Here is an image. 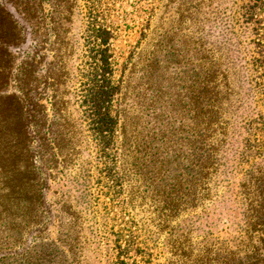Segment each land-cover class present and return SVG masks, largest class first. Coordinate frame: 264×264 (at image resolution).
Here are the masks:
<instances>
[{"label": "trees", "instance_id": "1", "mask_svg": "<svg viewBox=\"0 0 264 264\" xmlns=\"http://www.w3.org/2000/svg\"><path fill=\"white\" fill-rule=\"evenodd\" d=\"M7 3L25 17H13L0 2V264H63L56 245L44 251L46 244L35 242L43 240L48 227H60L58 211L46 200L55 173L63 164H74L89 146L97 163V185L106 189L111 202L120 198L124 207L114 213L109 228L114 264H152L155 249L165 256L162 264H264V148L254 152L249 144L247 170L240 178L241 106L233 64L227 62L222 71L214 62L195 65L187 104L190 123L177 130L179 138L174 134L166 143L164 134L157 156L147 163V150L119 142L115 104L121 83L110 26L92 18L99 17L92 10L88 13L74 71L68 67L73 45L63 32L69 19L33 22L39 3ZM258 4L264 12L258 0L247 6L246 14L251 16ZM71 9L65 5L59 15L67 17ZM10 47L17 48L20 58L15 74ZM11 77L15 83L9 92ZM72 101L75 119L69 111ZM126 154L129 163H124ZM257 155L255 167L252 158ZM132 180L135 185H127ZM145 192L151 210L147 223L155 224L157 232L136 221L132 204L145 198ZM231 203L240 210L233 233H212L209 221L220 213V205ZM27 239L32 244L24 247ZM56 241L71 242L66 232H59Z\"/></svg>", "mask_w": 264, "mask_h": 264}, {"label": "rangeland", "instance_id": "2", "mask_svg": "<svg viewBox=\"0 0 264 264\" xmlns=\"http://www.w3.org/2000/svg\"><path fill=\"white\" fill-rule=\"evenodd\" d=\"M256 1L22 0L23 3H39L38 12L32 16L35 17L33 22H43L49 17L69 19L70 23L63 25V32L67 31L73 45L68 67L74 71L81 57V37L89 20L88 13L92 10L93 16H99L92 18L105 21L110 26L114 33L111 49L115 75L121 83L115 104L120 114L119 142L124 141L126 145L136 143L142 151L143 148L147 150V163L157 156L164 134L166 143L168 138L174 139V134L179 138L177 130L182 124L190 123L187 104L195 65L202 63L207 67L214 62L222 71L227 62L233 64L235 89L241 106L237 139L238 151L243 157L240 178L247 170L244 160L249 154V144L254 146V152L264 148V12L258 4L251 11V16L246 14L247 6ZM0 2L13 17H25L7 0ZM65 5L72 6L67 17L59 15ZM19 12L20 15L17 14ZM259 38L262 40L258 41ZM29 44L28 38L23 50ZM9 51L12 55L11 72L15 74L20 58L17 48L10 47ZM153 61L157 63L151 65ZM13 83L14 79L7 86L9 92L13 90ZM69 111L75 119L77 114L73 101ZM75 138L78 140L79 137ZM92 151L89 146V150L81 153L74 164L59 167L47 194L48 205L58 211L60 227H48L43 240L35 243L46 244L44 251L50 245H56L63 253V264H114L115 261L109 228L113 224L114 213L120 214L124 207L120 198L111 202L104 196L106 189L102 191L97 185V163ZM126 155L124 163H129L130 156ZM259 157L252 158L255 167L260 163ZM120 166V169L124 168L122 161ZM88 175L93 177L92 181ZM144 176L147 180L148 175ZM137 182L142 183L140 179ZM134 183L132 180L127 185ZM126 187L127 190L130 188ZM147 195L145 192V198L132 204L136 221L141 227L147 226L150 231L157 232L155 224H149V227L147 223L151 213ZM218 211L220 213L209 221V230L221 237L233 233V225L240 219V210L231 203L220 205ZM59 232L68 233L71 242L57 243ZM31 244L32 241L27 239L24 247ZM161 252L160 249L153 251L152 264L164 262L165 256Z\"/></svg>", "mask_w": 264, "mask_h": 264}]
</instances>
